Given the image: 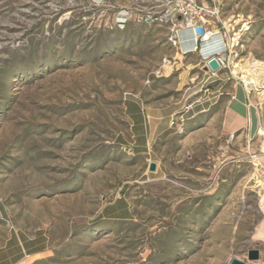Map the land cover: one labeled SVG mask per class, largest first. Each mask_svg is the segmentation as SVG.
I'll use <instances>...</instances> for the list:
<instances>
[{"label":"rangeland","instance_id":"obj_1","mask_svg":"<svg viewBox=\"0 0 264 264\" xmlns=\"http://www.w3.org/2000/svg\"><path fill=\"white\" fill-rule=\"evenodd\" d=\"M221 1L230 62L264 61V0ZM143 2L0 0V247L18 232L48 247L34 264H262L264 138L228 113L229 70L209 78L182 53L192 33L139 23ZM129 99L169 116L147 149ZM119 200L131 217H105Z\"/></svg>","mask_w":264,"mask_h":264},{"label":"crops","instance_id":"obj_2","mask_svg":"<svg viewBox=\"0 0 264 264\" xmlns=\"http://www.w3.org/2000/svg\"><path fill=\"white\" fill-rule=\"evenodd\" d=\"M207 2L209 5L216 3L223 8L221 0ZM183 34L186 35V32ZM229 35L233 36V33ZM235 35L238 36L237 34ZM232 36L231 41L233 49L237 46L234 40L237 42L238 39ZM216 41L217 40L214 41L215 44ZM185 48L189 50V53L192 52L193 54H199L201 57L202 55L206 57L213 51L212 48L214 47L204 49L201 55L195 51L194 40H191ZM204 69L208 75L205 67ZM229 97L230 98L227 100L228 113L245 126L247 132H249L251 128L250 130L253 132V138L257 137V135L260 136V130L264 131V106L259 108L258 105L264 103V91L248 98L242 85L236 82L233 86V92ZM249 101L251 102L250 104ZM126 112L131 122L132 145L138 150L150 147L152 143L151 139L162 130L163 126H166L165 124L161 125V123L155 125L153 122H161L169 118V116L163 115V113H161L160 116H154L152 111H146L145 107L135 99L128 100ZM103 214L110 220H128L131 217L132 211L130 205L125 201L119 200L112 203L110 207H106ZM261 226H264V220L257 227L254 235L255 239L264 249V235L260 234ZM48 251V247L45 246L41 238L20 235L18 232L11 233L6 243L0 247V264H34L36 261L45 257ZM261 257V262L264 264V252H261L260 258Z\"/></svg>","mask_w":264,"mask_h":264},{"label":"built area","instance_id":"obj_3","mask_svg":"<svg viewBox=\"0 0 264 264\" xmlns=\"http://www.w3.org/2000/svg\"><path fill=\"white\" fill-rule=\"evenodd\" d=\"M207 1L214 0H144L145 5L142 6L136 19L139 23L170 27L172 34L170 40L175 44L180 42V34L192 33L195 51L201 55L202 51L208 47L216 48H212L213 51L206 57L202 55L209 78L216 77L220 71L229 70L231 79H235L242 85L248 98L264 91V85L247 83L242 77L234 74V66L228 58L232 52V43L230 44L228 40L230 33L223 21V10L216 3L209 5ZM126 16L125 13L118 14L119 24L127 23ZM215 40H217L216 44ZM188 52L189 50L182 51L183 54ZM211 58H216L220 64V70L217 73L212 72L207 65ZM261 106H264V103L258 105L259 108Z\"/></svg>","mask_w":264,"mask_h":264},{"label":"bare ground","instance_id":"obj_4","mask_svg":"<svg viewBox=\"0 0 264 264\" xmlns=\"http://www.w3.org/2000/svg\"><path fill=\"white\" fill-rule=\"evenodd\" d=\"M234 66V74L242 77L247 83L254 85H264V61L250 59L232 64ZM260 136L264 137V131L260 130ZM261 235H264V226H262Z\"/></svg>","mask_w":264,"mask_h":264},{"label":"water","instance_id":"obj_5","mask_svg":"<svg viewBox=\"0 0 264 264\" xmlns=\"http://www.w3.org/2000/svg\"><path fill=\"white\" fill-rule=\"evenodd\" d=\"M208 67L214 73H217L220 70V64L218 63L216 58H211L207 62ZM157 169V165L155 163L150 164L149 171L155 172ZM261 252L258 249H253L248 252V262H258L260 260ZM229 264H247L246 261H242L234 257Z\"/></svg>","mask_w":264,"mask_h":264}]
</instances>
